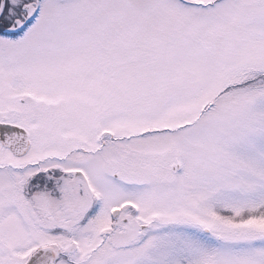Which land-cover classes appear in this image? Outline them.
<instances>
[{
	"label": "snow or ice",
	"instance_id": "6c2138e0",
	"mask_svg": "<svg viewBox=\"0 0 264 264\" xmlns=\"http://www.w3.org/2000/svg\"><path fill=\"white\" fill-rule=\"evenodd\" d=\"M0 264H264V0H0Z\"/></svg>",
	"mask_w": 264,
	"mask_h": 264
}]
</instances>
